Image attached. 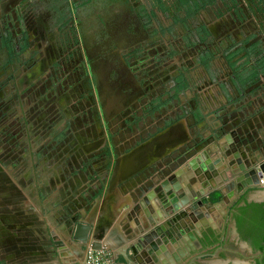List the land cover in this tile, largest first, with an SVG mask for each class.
<instances>
[{
	"label": "rangeland",
	"instance_id": "1",
	"mask_svg": "<svg viewBox=\"0 0 264 264\" xmlns=\"http://www.w3.org/2000/svg\"><path fill=\"white\" fill-rule=\"evenodd\" d=\"M206 1L192 15L194 0H48L16 11L6 5L1 32L10 59L1 61L9 75L1 95L10 126L0 135V181L35 196L50 174L60 179L62 165L76 176V165L139 146L158 119H198L205 107L216 119L264 115V0ZM199 27L206 28L200 36ZM241 45L251 57L243 51L226 60ZM209 49L215 56L207 68ZM235 69L247 80L241 92ZM181 73L189 87L175 97ZM2 207L0 264L49 255L43 229L26 225L28 205L20 198L13 214ZM222 257L217 262L251 264Z\"/></svg>",
	"mask_w": 264,
	"mask_h": 264
},
{
	"label": "crops",
	"instance_id": "2",
	"mask_svg": "<svg viewBox=\"0 0 264 264\" xmlns=\"http://www.w3.org/2000/svg\"><path fill=\"white\" fill-rule=\"evenodd\" d=\"M47 1L0 0V122L3 123L0 135L7 134L4 131H8L10 126L5 122V102L1 95L5 83L3 76H6L4 64L10 59L7 50L3 48V11L9 3L13 6L11 11H16L22 7V3L42 5ZM2 59L5 62L1 63ZM10 69L14 71V68ZM209 110V107H205V112L198 119H192L189 115L176 120L161 119L162 122L158 119L154 122V129L141 138L139 146L130 147L123 154L113 152L109 156L110 161L98 164L94 161L91 165L89 163L90 166L84 163L76 165V176H67V166L62 165L60 179L50 174L46 178L51 179L43 181L42 188L38 184L39 190L37 195L34 192L35 196L21 191L18 182L15 183L16 187L0 181V187L7 191L0 195L2 208L6 207L4 211L10 210L13 214L15 211L11 210V206L19 203L21 198L22 203L25 202L28 209L37 214L23 211L32 220L26 225L31 223L33 229L42 228L46 236L49 255L46 253L32 263L82 264L87 251L82 243L72 239L71 232L75 221H78L92 226L91 242H99L102 249L108 250L113 264H180L178 259L186 257L192 250V239L189 237L179 241L177 237V241L173 242L172 236H168L166 242L161 240L162 244L155 242L140 246L138 250L136 241L144 234L143 227L147 223L152 226L163 223L157 218V211H164V201H169L172 206L173 201L181 202L182 199L188 202L179 212L172 206V209L165 211L167 215L162 214L166 223L173 217L177 218L175 223L169 225L172 230L175 227L178 229V225L183 223L188 230L196 231L194 224L197 221L193 224L196 211L203 213V220L208 226L221 225L223 207L198 206L197 196L200 197L202 191L219 186L222 183L219 174L229 175L233 171V163L237 168H243L245 158L250 155L254 160L256 156H264L262 112L257 119H216L213 117L216 113ZM13 111L11 109L7 114L8 119L14 120ZM157 115L156 112L153 116ZM238 139L248 141L249 144L239 146L238 152L233 153L232 149ZM236 154L239 156L236 157ZM19 166L22 167V164L19 163ZM36 166L34 164L32 169L36 170ZM85 173L90 180H86ZM236 179L237 174L233 179L229 178L227 185H234L230 190L224 188L227 202L236 193ZM1 215L6 217L3 213ZM172 230L169 229V232L173 233Z\"/></svg>",
	"mask_w": 264,
	"mask_h": 264
},
{
	"label": "flooded vegetation",
	"instance_id": "3",
	"mask_svg": "<svg viewBox=\"0 0 264 264\" xmlns=\"http://www.w3.org/2000/svg\"><path fill=\"white\" fill-rule=\"evenodd\" d=\"M239 140L240 139L236 141V145L234 146V149H232L233 153L238 152L239 146L249 144L248 141ZM263 162V155L256 156L255 160L251 155L247 159L245 158L243 168L238 166L236 186H241V182L238 181V179L244 176L245 171H250L261 165ZM261 184H264V181H262ZM259 191H264V185L258 188H249L241 192L237 188L236 193L229 202H224V199H222L221 204L224 212L221 219L222 224H225L226 228H224V225H220V223H218L215 227L208 226L203 220V213L201 211H196L195 215H193V224L197 221L194 224L197 229L196 231H189L195 233L197 242L192 240L193 242L190 243L192 250H190L188 255L182 259L181 263L221 264L219 261L217 262V259L222 256L225 257L226 255L234 258H241L243 260H249L251 264L263 263L264 243H261L263 244L262 249H257L252 242L254 238L259 240V235L258 237L250 238V241L245 239L243 236L244 233L249 235L248 232H250L252 225V217L259 219L261 223L264 224V212L261 211L264 210V201L249 202V198L252 195H256ZM31 215L37 214L32 213ZM233 223L236 226V232L232 229ZM197 231L199 232V235ZM227 264H233V262H229Z\"/></svg>",
	"mask_w": 264,
	"mask_h": 264
},
{
	"label": "water",
	"instance_id": "4",
	"mask_svg": "<svg viewBox=\"0 0 264 264\" xmlns=\"http://www.w3.org/2000/svg\"><path fill=\"white\" fill-rule=\"evenodd\" d=\"M231 135L228 136V138H230ZM236 157L239 156V154L235 155ZM232 169L233 171L231 173H229V175H226V174H222L220 173V179L222 180V183L224 184V186L222 187V183H220L219 186H214V188L210 189V190H206V191H202L201 192V196L199 197V195L197 196L198 197V201H197V204L198 206H205V207H212V206H222L221 204V201L222 199H224V202H227V198H226V195H225V191H224V188L230 190L231 189V186H234L233 183L232 185H227V182L230 179H233L236 174H238V168L237 166H235V164L233 163L232 164ZM208 173V172H206ZM214 174H216L215 176H217V173L214 172ZM232 174V177H230ZM211 180V179H210ZM238 181L241 182V186L239 185L237 188L238 190L241 192L243 190H247L249 188H258L264 184H261L262 181H264V162L261 163V165L255 167L254 169L252 170H248V171H245L244 172V176L243 177H240L238 179ZM250 201H264V191L263 192H257L256 195H252L250 198H249V202ZM188 202V200L186 199H182L181 202H177V201H173L172 202V206H173V209L176 210L177 212H179L182 208V206L184 204H186ZM214 203V204H213ZM171 203L169 201H164V205H162V209L164 211L160 212V210L157 211L158 215H157V218L161 219V221L163 223H159L157 226H152L150 225L149 223H147V225L145 227H143V230H144V234L142 236H140L138 238V240L136 241V246L138 248V250L140 249V246H143V245H151L155 242L157 243H161V240H165L166 242V238L169 236L171 237L172 236V239L173 242L177 241V237H178V240L182 241L183 239H188L189 237L197 242V237L195 235L194 232H191L189 231L186 227H185V224L182 223V226L181 224L178 225V229L175 227V229L172 230V228L169 227V225L171 223H175L177 221V218L176 217H173L171 218L170 222L168 220V223H166V221L164 222V218L163 217L164 215H167L165 213V211L167 210H170L172 209L171 207ZM181 206V207H180ZM162 214H164L162 216ZM183 217H185V215H183ZM75 226L73 229H71V232H72V239L74 241H77V242H80L83 244V247L86 251H88L87 249H89L88 247H91L92 249L94 250H101L102 249V245L99 243V242H94L92 243L91 240H92V226L88 223H84V222H78V221H75ZM199 226V225H198ZM169 229L172 230L173 233H170L169 232ZM232 229L234 232H236V226L235 224L233 223L232 225ZM187 232V234H186ZM198 235H199V232L197 231ZM236 235V234H235ZM176 238V239H175ZM162 244V243H161ZM163 248V246H162ZM134 251H136L135 248H133ZM87 255V253H86ZM183 255V253H182ZM182 259H178V262L180 264H182ZM85 260H86V257H85ZM85 260L83 261V263L85 262Z\"/></svg>",
	"mask_w": 264,
	"mask_h": 264
},
{
	"label": "trees",
	"instance_id": "5",
	"mask_svg": "<svg viewBox=\"0 0 264 264\" xmlns=\"http://www.w3.org/2000/svg\"><path fill=\"white\" fill-rule=\"evenodd\" d=\"M180 1V3H181V5H190L191 4V0H179ZM207 2H209V1H206V0H194V5H190V7H189V10H191L188 14L190 15H192V14H194V13H197L198 12V10L201 8V6H200V4L203 6H205V4L207 3ZM263 3V2H262ZM258 11H260V10H258ZM261 11H264V10H261ZM205 30H206V28L205 27H199L197 30H196V33H197V35H201L203 32H205ZM26 47H27V44H26ZM254 47H256V45L255 46H253V48ZM24 50V49H23ZM244 51V57H246V56H250V54L247 52V50L244 48V46L243 45H241L239 48H237L234 52H232L231 54H229L228 56H227V60L229 59V60H231V58H233V56L235 55V54H239V52L241 53V52H243ZM208 53H209V55H208V57L207 58H203V60H202V64L203 65H205V67H207V68H209V59L210 58H213V56H215V54L213 53V51L212 50H208ZM209 56H210V58H209ZM251 57V56H250ZM242 58V57H241ZM259 61V60H258ZM234 65H235V63L234 62H231V66L232 67H234ZM234 72H236L235 73V78H234V81H235V83H237V82H239L238 84H239V86H240V88H239V90H240V92L242 91V90H244L243 88H245V83L247 82V80H241L242 78L240 77V74L239 73H237V71H236V69H235V71ZM261 73L259 72V71H257V72H254V76L255 77H257L258 75H260ZM176 83L177 84H175V90H174V92H175V97H178V95H179V93L184 89V88H187L188 87V85H189V83H188V81H187V78L185 77V75L183 74V73H181L176 79ZM179 83V84H178ZM179 85V86H178ZM181 86V87H180ZM180 87V88H179ZM261 211H263L264 212V210H261ZM239 226H240V224H239ZM249 233V235H247L246 233H244L243 234V236H244V238L245 239H247V240H249L250 241V238H252V237H258V235H259V240L258 239H256V238H254L253 239V244L255 245V247L257 248V249H262V246H263V244H261V243H264V224H262L261 223V221L259 220V219H257V218H254V217H252V225H251V228H250V232H248ZM251 234V235H250ZM255 234V235H254ZM259 264H264V261H263V263L261 262V263H259Z\"/></svg>",
	"mask_w": 264,
	"mask_h": 264
},
{
	"label": "built area",
	"instance_id": "6",
	"mask_svg": "<svg viewBox=\"0 0 264 264\" xmlns=\"http://www.w3.org/2000/svg\"><path fill=\"white\" fill-rule=\"evenodd\" d=\"M82 264H113L112 255L106 249H88L86 260Z\"/></svg>",
	"mask_w": 264,
	"mask_h": 264
}]
</instances>
